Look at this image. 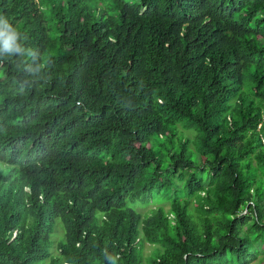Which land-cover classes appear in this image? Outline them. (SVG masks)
<instances>
[{"label":"trees","instance_id":"16d2710c","mask_svg":"<svg viewBox=\"0 0 264 264\" xmlns=\"http://www.w3.org/2000/svg\"><path fill=\"white\" fill-rule=\"evenodd\" d=\"M195 1L215 49L148 45L175 0H0V264H264V0Z\"/></svg>","mask_w":264,"mask_h":264},{"label":"clouds","instance_id":"9594fccd","mask_svg":"<svg viewBox=\"0 0 264 264\" xmlns=\"http://www.w3.org/2000/svg\"><path fill=\"white\" fill-rule=\"evenodd\" d=\"M33 1L37 2V0ZM59 1L63 2V0ZM175 1L181 6L176 14H159L153 18L146 34L148 45L156 47L159 43H170L187 48H217L223 38V33L211 18L202 13L201 9L204 12L214 11L208 5L198 3L195 0ZM225 7H227V4H225ZM144 9L142 7L140 13H143ZM214 13L218 14V11ZM114 16L115 13L112 9L106 13L108 23L101 27L102 30L107 31L106 28L111 25L110 21L113 20ZM25 39L27 37L24 33L11 24L7 18L0 15V58L32 56L31 50L26 49L23 45ZM68 40L70 48L81 52L85 43L83 35L76 33L70 36ZM140 51L142 56L149 53L141 49ZM43 67V64H39L29 68L28 72L36 76ZM263 72L264 68H256L253 75L264 79V76L262 77Z\"/></svg>","mask_w":264,"mask_h":264},{"label":"rangeland","instance_id":"374dc122","mask_svg":"<svg viewBox=\"0 0 264 264\" xmlns=\"http://www.w3.org/2000/svg\"><path fill=\"white\" fill-rule=\"evenodd\" d=\"M6 172H8V168L0 162V174L2 173V175H4ZM130 205L135 207L140 212L144 213L156 206H162L164 209H166L168 206V203L166 202V200L161 198V199H150V201L146 204H141L140 201H137L133 205L132 204ZM63 231H64V228H63L62 223L59 220H57L54 225V231L51 234V239H52L51 250L52 251L56 250L57 242L63 239V235H64ZM260 247H261V243L256 242V248L259 249ZM150 249H151L150 245L148 243H145L143 254L144 255L147 254L150 251Z\"/></svg>","mask_w":264,"mask_h":264}]
</instances>
